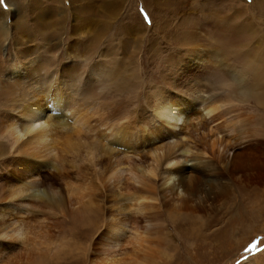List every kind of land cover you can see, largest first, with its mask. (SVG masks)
I'll return each mask as SVG.
<instances>
[{
	"label": "rangeland",
	"instance_id": "rangeland-1",
	"mask_svg": "<svg viewBox=\"0 0 264 264\" xmlns=\"http://www.w3.org/2000/svg\"><path fill=\"white\" fill-rule=\"evenodd\" d=\"M55 78L68 105L56 115L83 98L92 109L69 151L0 130V264L264 262V0H4L0 129L25 123L11 97L36 84L46 107ZM161 96L179 121L156 116ZM207 100L223 105L204 119ZM195 163L205 177L172 190L168 170Z\"/></svg>",
	"mask_w": 264,
	"mask_h": 264
},
{
	"label": "bare ground",
	"instance_id": "bare-ground-1",
	"mask_svg": "<svg viewBox=\"0 0 264 264\" xmlns=\"http://www.w3.org/2000/svg\"><path fill=\"white\" fill-rule=\"evenodd\" d=\"M213 53H215V52H213ZM194 55H193L194 58H196V60L198 62H200V63H202V61H203L202 58L203 57L207 56V59L210 56H212L211 58L214 57V55L212 53H210L209 51L206 52L204 50L196 51L194 53ZM252 70L254 71L255 68L253 69V67H252ZM237 73H239V72H237ZM240 76H242V75H240ZM25 77H27L29 80L31 78V76L29 74H26ZM232 77H234V76H232ZM237 78L235 77V79H237ZM252 78H254V77H252ZM18 80L19 79H17V78L15 79L16 83H19ZM33 80H36V83H39L37 78H35ZM40 80L47 81L43 77H41ZM62 80L55 78V83H54L55 85H53V87H52L53 97H52L51 101L46 105V107L42 106V104H41V100L44 99L45 96L43 98H41L42 96L41 97L39 96V93H41L42 91H39L40 88L36 84L34 85V87L31 88V92H32L33 95H24L23 96V95L19 94L18 96L11 97V99H9V101L11 102V106L10 107L12 109H14V110L17 109L16 112H18L21 116H24L25 123L23 125H21V124H19V122L17 123L13 119H7L6 122H5V125L1 126V129H0L1 132H2V136L5 137V138L9 137V136H14L17 139V141H18L19 138H20V135L22 133V134L27 135L29 137L28 140H26L28 142L27 143H26V141L24 142V143H26L25 144L26 146H28V143H31V142L34 143L35 142V144L37 143L38 145L46 146V148L49 149V150H53L54 147H56L55 144L56 145L58 144L60 146V147L58 146L57 148H64V150L67 149V151L71 150V148L73 146L75 147L77 145H80L79 144L80 143L79 140H80L81 132L83 130L82 127L86 126V124L88 122L87 113H88V110L92 109V107L89 106V105L93 102V100L89 99V98H83L81 105L78 107V110H76V111L74 110V113L72 112L70 120L65 119L66 118L65 114L62 115V116L56 115V114H62V111L66 110V108H68V105L65 103V99H64V97H65L64 94L65 93L64 94L61 93V90H60L61 88L59 89V87H58V85L61 84L60 82H62ZM240 80H241V77H240ZM244 86H246V85H244ZM195 90H194V92L205 91V90L199 89L198 86L196 87ZM245 91H246V89H245ZM161 97L152 98L151 102H149V103H152V101L155 100L157 102V104H158L157 100L160 99ZM21 100L23 101L22 103L20 102ZM162 100H163V102L167 101V104L166 105H162L160 108H157L156 116L164 117V118H168V119H173L175 121H179V119L182 118V116L184 115V111L182 110V108H180V106L177 107L175 104H173V102H169L166 97H162ZM222 105H223V102H222V104H220V103L217 104V100L216 101L215 100L214 101L213 100L212 101L207 100V102H206V104L204 106L205 113H204V115H202L203 118L206 115L209 116L210 113L216 111V109H219ZM128 130H129L128 127H120V128L115 129V131L112 134H114V137H116V136L124 137L125 135H127L129 133ZM146 132H145L146 137H148V133H146ZM139 134H140V136L142 138H145L143 136L144 132L143 133H139ZM153 134H155V133L154 132H152V133L149 132L150 139H151V135H153ZM103 136H104V134L102 136H100V137H103ZM110 143L112 144V142L106 141L104 143V145H102L100 147L102 152L105 151V152L109 153L111 151V147H113V146ZM107 145L109 147H106ZM91 147H93L94 149L96 147L94 145L93 141L91 142ZM112 150H113V148H112ZM185 150H186V148H185ZM103 154H105V153H103ZM89 156H91V155H89ZM75 157H77V156H75ZM55 160L57 161V159H55ZM29 161H30V164H29ZM47 161L56 162L53 159H48ZM27 162H28L29 165L37 166V167H40L43 164H47L44 160H39L37 162L34 159L33 160L27 159ZM60 165H61V163H60ZM114 165H118V163H116V161H115ZM110 171H111L112 175H117V173L124 171V169H122L121 167L119 169L113 167V170L110 168ZM204 173H207V171H205L203 166L198 164V163H195L194 165H192L190 167H187V168H185L183 166L173 167V168L168 170V179L169 180H174V178H175V180H176V182H175V180L173 181L171 189L173 190V189H176V188H180L181 190H183L185 187H187V189H190L192 187V185L189 184V183H192L194 185V183L197 180V178L205 177V176H203ZM171 175H173L174 178H172ZM131 179L133 181H135V182L136 181L137 182H141V180H140V178H138V176L135 177V174L131 175ZM23 183H25V182H23ZM23 186H24L23 184H20L19 186L15 187V188L9 189L10 195L11 196H15V195L23 192V190L21 189V187H23ZM34 186H33V184L26 185L27 193H29L32 197H34V199L35 198H41V197L42 198L43 197H49V195H47V192H44L41 189H36V188H34ZM197 189H199V188H197ZM133 198L137 199L138 197H133ZM45 200H46V198H45ZM133 219H136V218H133ZM121 221H122V219H121ZM135 223H137V222L135 221ZM111 227H114V226L112 225ZM119 229L117 227V229L114 230V233L118 232ZM114 233H112V234H114ZM261 264H264V262L261 263Z\"/></svg>",
	"mask_w": 264,
	"mask_h": 264
},
{
	"label": "snow or ice",
	"instance_id": "snow-or-ice-1",
	"mask_svg": "<svg viewBox=\"0 0 264 264\" xmlns=\"http://www.w3.org/2000/svg\"><path fill=\"white\" fill-rule=\"evenodd\" d=\"M4 2V0H0V4H2Z\"/></svg>",
	"mask_w": 264,
	"mask_h": 264
}]
</instances>
